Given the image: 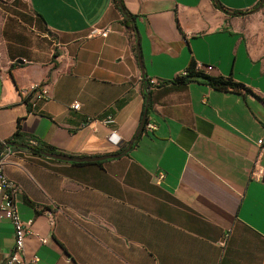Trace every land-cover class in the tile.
I'll use <instances>...</instances> for the list:
<instances>
[{
    "label": "crops",
    "instance_id": "1",
    "mask_svg": "<svg viewBox=\"0 0 264 264\" xmlns=\"http://www.w3.org/2000/svg\"><path fill=\"white\" fill-rule=\"evenodd\" d=\"M2 1L10 55L24 62L0 75V143L21 119L22 132L58 153H119L148 96L150 105L145 131L119 158L15 150L4 161L19 216L32 220L26 254L38 264H264V3L255 8L264 0H219L226 10L213 0H122L144 72L114 0ZM32 22L53 34L34 33L50 40L46 56L22 26ZM93 27L108 36L90 37ZM191 62L242 88L175 81ZM14 246L13 224L0 220V264Z\"/></svg>",
    "mask_w": 264,
    "mask_h": 264
},
{
    "label": "built area",
    "instance_id": "2",
    "mask_svg": "<svg viewBox=\"0 0 264 264\" xmlns=\"http://www.w3.org/2000/svg\"><path fill=\"white\" fill-rule=\"evenodd\" d=\"M108 28H99L93 27L90 30L89 36H102L106 37L109 34ZM208 69H212V66H208ZM189 73L188 68L181 71L179 76H187ZM153 82H155L153 80ZM32 90H37L38 97H48V91L45 88H41L39 85L34 86ZM26 95H29V92H25ZM74 109H79L81 104L76 101L72 104ZM107 122H113V117L108 116ZM149 129H154L155 126L148 124ZM35 143L34 140H32ZM262 143V141L260 142ZM14 149L10 146H7L3 151H1L0 159V193L2 200L0 202V220L8 219L14 226L15 232V246L12 248V251L7 255V257L1 262V264H38L40 257L37 252H34L30 255L26 254V241L27 238L35 233L31 230L32 220L23 221L18 212L15 194L18 191V186L10 180L4 171V161L8 159L13 153ZM165 174L162 172L159 174V179H163ZM39 242L44 244L47 242V238L44 236L37 235Z\"/></svg>",
    "mask_w": 264,
    "mask_h": 264
},
{
    "label": "trees",
    "instance_id": "3",
    "mask_svg": "<svg viewBox=\"0 0 264 264\" xmlns=\"http://www.w3.org/2000/svg\"><path fill=\"white\" fill-rule=\"evenodd\" d=\"M214 4L216 6H219L221 8H223L224 10H226L220 3L219 0H213ZM114 2L116 3V5L123 6L122 0H114ZM261 4L258 3L255 8L259 7V5ZM124 7V6H123ZM228 12V10H227ZM246 14L247 12H233V14ZM128 15V14H127ZM125 19V23L126 25L134 30V28L136 27V23L133 19V16H126L124 17ZM16 63H13L11 68H10V73H11V69L16 67ZM188 75L187 76H179L175 79V81L179 82V83H185V82H189L192 81L194 79L197 78H202L204 80H206L211 86L215 87V88H225V89H240L242 88V85L240 83L234 82L232 79L230 78H224V77H213L210 75H207L201 71H197L196 70V63L195 62H191L189 68H188ZM150 109V105L148 106V111ZM144 114V113H143ZM143 118V117H142ZM148 123V119L146 118L145 120V128L144 130L138 135L133 137V139L135 138L134 143H137L139 137L141 136V134L145 131L146 129V124ZM132 139V140H133ZM32 140L35 141V143L32 142ZM11 141H15V142H19L21 144L27 145L28 148H19V147H12L14 150H28L36 155L42 156L41 155V150H46V151H51V152H56L55 149L48 145L45 144L41 141H38L36 138H34L33 136L27 135L24 132H22V128H21V119H19L18 121V125H17V130L16 132L7 140H5L4 142L0 143V147L7 143V142H11ZM0 159H1V150H0Z\"/></svg>",
    "mask_w": 264,
    "mask_h": 264
},
{
    "label": "rangeland",
    "instance_id": "4",
    "mask_svg": "<svg viewBox=\"0 0 264 264\" xmlns=\"http://www.w3.org/2000/svg\"><path fill=\"white\" fill-rule=\"evenodd\" d=\"M21 5L19 8L21 9ZM10 9L9 7L5 4L4 1L0 0V75H4L5 73L8 72V69L10 66H12L13 63H17L16 60H13V58L10 55V43L8 41V29H10L11 22L10 19L13 18L10 15ZM22 12V11H21ZM22 17V15H21ZM23 18V17H22ZM17 21V18H16ZM21 24V23H20ZM30 24V23H29ZM35 25V26H34ZM24 28H27V32L31 34L32 37H37L40 39L44 40V46H43V55L46 56V53L48 51L51 45L50 39L53 38V34L51 32L46 31V30H40L37 29L38 26L32 22V25H22ZM33 26L36 28L33 29ZM30 29V30H29ZM35 32H38L39 34H45L48 37H41L39 34H34ZM39 39H37L38 41ZM41 43V41H40ZM42 48V47H41ZM13 61V62H12Z\"/></svg>",
    "mask_w": 264,
    "mask_h": 264
},
{
    "label": "water",
    "instance_id": "5",
    "mask_svg": "<svg viewBox=\"0 0 264 264\" xmlns=\"http://www.w3.org/2000/svg\"><path fill=\"white\" fill-rule=\"evenodd\" d=\"M263 3L264 2L262 1L261 4L259 5V7ZM121 7L123 9L124 14L126 16H128L122 5H121ZM135 31H136V34H137V46H138L139 62H140L142 71L144 72L145 71L144 70V62H143V58H142L141 51H140V37H139V34H138L137 27H135ZM17 62L18 63H23L24 61L22 59H18ZM148 106H149V96L146 98L143 118H142V121H141V124H140V127H139L138 131H137L136 136H138L145 128V120L147 118ZM134 141H135V138L130 141L128 147L122 152L114 153V154L101 155V156H71V155H66V154H62V153H58V152L46 151V150H41L40 153H41L42 156H45V157L50 158V159L58 160V161L75 162V163L98 162V161H104V160H108V159H116V158H119V157L129 153L131 148H132V146H133ZM7 146L19 147V148H28L27 145L21 144L19 142L11 141V142H7V143L3 144L0 147V150L3 151Z\"/></svg>",
    "mask_w": 264,
    "mask_h": 264
}]
</instances>
